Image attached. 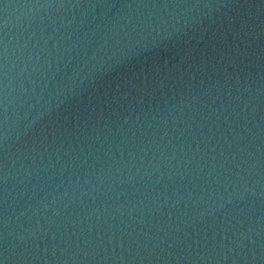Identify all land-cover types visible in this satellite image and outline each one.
Segmentation results:
<instances>
[{"label":"water","instance_id":"1","mask_svg":"<svg viewBox=\"0 0 264 264\" xmlns=\"http://www.w3.org/2000/svg\"><path fill=\"white\" fill-rule=\"evenodd\" d=\"M0 264H264V0H0Z\"/></svg>","mask_w":264,"mask_h":264}]
</instances>
